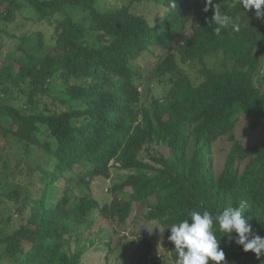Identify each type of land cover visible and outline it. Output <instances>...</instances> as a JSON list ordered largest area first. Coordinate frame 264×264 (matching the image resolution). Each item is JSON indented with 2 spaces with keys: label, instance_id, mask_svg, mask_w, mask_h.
Returning a JSON list of instances; mask_svg holds the SVG:
<instances>
[{
  "label": "trees",
  "instance_id": "16d2710c",
  "mask_svg": "<svg viewBox=\"0 0 264 264\" xmlns=\"http://www.w3.org/2000/svg\"><path fill=\"white\" fill-rule=\"evenodd\" d=\"M5 1L8 8L0 11L5 23L14 22L16 11L25 5L39 20L62 15L50 47L37 33L25 39L0 71L4 94L17 88L26 97L24 109L0 102V134L6 131L26 152H43L28 170L38 185V198H25L18 209L19 227L0 238L11 264H84L81 252L70 255L64 250L61 228L64 221L80 224L99 208L93 200L69 207L63 195L83 170L103 178H109L113 167L128 172L114 187L108 208L120 223L128 220L134 205L150 198L156 202L148 218L167 230L192 210L216 214L243 203L252 236L264 237V135L245 148L232 134L240 114L249 118L244 136L264 127V17L238 2L221 9L222 14L239 17L238 32L227 28L217 34L211 8L183 35L195 0H146L142 10L130 5L115 12L99 10V0ZM179 39L178 55L162 59ZM216 51L223 53V66L231 63L232 68L207 66L206 59ZM153 59L158 63L156 77L167 76L170 89L162 101L153 99L145 107L137 79L140 63ZM179 60L200 64L199 84L179 71ZM54 78L60 80V90H55ZM72 103L78 106L70 108ZM39 136L46 139L40 141ZM225 137L234 145L223 172L215 177L209 154ZM159 143L169 147L172 161L154 155L156 166L144 163L141 153ZM247 161L241 173L240 165ZM213 231L225 253L224 264H264V255L245 253L218 225ZM139 242L143 247L138 264L151 263L152 243L146 238Z\"/></svg>",
  "mask_w": 264,
  "mask_h": 264
},
{
  "label": "rangeland",
  "instance_id": "374dc122",
  "mask_svg": "<svg viewBox=\"0 0 264 264\" xmlns=\"http://www.w3.org/2000/svg\"><path fill=\"white\" fill-rule=\"evenodd\" d=\"M146 0H99L98 8L102 12H115L122 7L130 6L142 10ZM214 5L220 9L224 6L232 8L239 0H213ZM206 0H195L193 3L192 20L187 26L183 35L188 29L198 23ZM8 8L7 2H0V11L5 12ZM215 8V7H213ZM14 22L5 23L0 21V71L9 57L17 51L18 47L25 44V39L34 37L41 33L44 36L45 44L51 46L57 21L62 19L58 15L51 20H39L37 14L29 6H24L15 13ZM94 37V36H93ZM182 39L162 55L164 59L168 54L178 55ZM209 68L224 71L232 68L231 63L223 66V53L216 51L206 59ZM141 75L137 79V85L142 94L141 103L148 107L153 99L162 101L170 89V79L166 76L159 79L155 75L158 66L156 60L141 62ZM180 72L187 74L194 84H199L201 78L198 74L200 64L197 62L182 63L178 61ZM261 71L264 73V61L261 63ZM62 87L58 78H54L55 90ZM262 93H264V80L262 82ZM56 95V94H55ZM0 102L6 105H13L19 109H24L26 97L21 95L17 88H10L6 94L0 88ZM76 103L69 105L70 108L77 107ZM249 118L240 114L238 122L232 131L235 141L240 142L245 148H252L258 144L264 135V127L244 136ZM6 126V121L3 122ZM40 141H44L46 136H39ZM234 142L225 137L212 145L209 154V166L213 170L215 177H218L224 170L228 155ZM192 147L189 148V156L192 154ZM41 150L26 152L25 147L17 143L16 140L1 129L0 134V238L3 239L12 234L20 225L21 217L18 209L22 207L25 198H38L36 194L38 185L33 182V177L28 173L29 167H33L42 157ZM157 155L162 157L164 162L172 161V153L167 145L162 143L154 144L141 153L140 159L144 163L156 166L151 157ZM247 162L240 165L242 173L247 166ZM153 174V172H149ZM128 172L119 167L110 170L109 178L93 177L88 170L78 173V179L70 182L63 193L64 197L70 200L71 205L76 206L83 200H93L99 208L91 211L80 223L64 221L61 225L65 235V251L70 255L82 253L84 264H138L137 260L141 254L142 244L140 238H146L153 245V252L149 264H175L177 254L175 245L168 237L169 231L160 227L156 222L148 218L151 205L156 202L155 198H150L133 206V211L125 223L114 220L108 213V208L113 200L114 187L120 185L127 177ZM38 173H34L37 178ZM84 179L85 182H81ZM0 264H11L5 256V245L0 243Z\"/></svg>",
  "mask_w": 264,
  "mask_h": 264
},
{
  "label": "clouds",
  "instance_id": "9594fccd",
  "mask_svg": "<svg viewBox=\"0 0 264 264\" xmlns=\"http://www.w3.org/2000/svg\"><path fill=\"white\" fill-rule=\"evenodd\" d=\"M239 6L245 10H256L258 17H264V0H239ZM215 7L212 23L217 25L215 32L231 28L232 31L240 30L239 17L222 14L218 5L213 0H206L205 12ZM246 206L241 203L237 207H226L221 212L213 214L207 209L192 210L187 218L173 223L170 226L168 239L175 245L177 259L175 264H224L225 253L220 246V240L213 231L214 224L219 231L227 235L229 241H235L242 246L245 253H255L257 258L264 255V237L252 236V228L245 219ZM235 233V237H233Z\"/></svg>",
  "mask_w": 264,
  "mask_h": 264
}]
</instances>
